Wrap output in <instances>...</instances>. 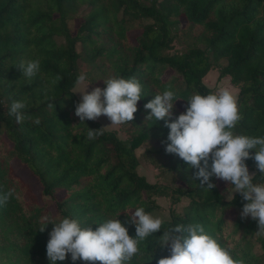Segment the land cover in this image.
Returning <instances> with one entry per match:
<instances>
[{
    "label": "trees",
    "instance_id": "1",
    "mask_svg": "<svg viewBox=\"0 0 264 264\" xmlns=\"http://www.w3.org/2000/svg\"><path fill=\"white\" fill-rule=\"evenodd\" d=\"M148 2L0 0V192L14 190L0 206V264H49L46 242L52 224L38 229L44 214L99 222L129 205H142L158 215L157 198L162 197L171 203L164 227L200 222L207 231L224 234L222 242L235 243L246 264H264V232L256 220L239 215L245 203L241 195L224 199L216 177L210 178L215 185L210 191L197 185L195 169L165 151L164 119L146 124L150 110L143 108L156 92L171 87L179 98L168 119H175L193 92L214 91L203 79L218 69L219 80L229 77L238 88L241 119L234 130L264 135V0ZM135 30L140 33L133 44L129 33ZM176 40L184 49L171 52ZM21 58H38L39 72L25 78L15 66ZM82 71L92 86L103 87L96 79L114 74L136 77L144 85L133 119L119 124L126 139L105 128L87 138L88 127L103 126L96 119L80 121L74 113ZM13 100L26 105L20 123L8 112ZM141 146L144 160L160 170V178L171 173L175 185L152 183L139 174L136 150ZM15 160L38 179L43 203L14 170ZM246 164L254 180L264 179L251 157ZM118 218L125 220L123 211ZM128 229L134 235V226ZM156 239L153 235L141 244L149 256ZM167 254L157 245L148 264ZM57 264L73 262L66 258ZM74 264L101 262L78 259ZM129 264H137L136 258Z\"/></svg>",
    "mask_w": 264,
    "mask_h": 264
},
{
    "label": "clouds",
    "instance_id": "2",
    "mask_svg": "<svg viewBox=\"0 0 264 264\" xmlns=\"http://www.w3.org/2000/svg\"><path fill=\"white\" fill-rule=\"evenodd\" d=\"M25 78L35 76L40 70L39 59L21 58L15 65ZM104 86L86 90L89 79L86 72L77 76L83 82L80 99L75 103L74 113L80 121L94 120L105 115L109 125L128 123L137 111V101L145 94L144 85L136 77L125 78L119 74L101 79ZM179 98L177 92L166 87L144 103L148 109L145 123L164 119L168 128L161 143L167 153L176 154L195 169L192 173L198 179L197 185L210 191L215 185L210 179L216 177L228 182L223 198L231 201L238 192L245 203L239 215L251 217L258 224V231L264 232V179L254 180L246 159L251 157L259 175L264 177V135H251L236 132L234 129L241 119L238 98L229 87H219L206 94L193 92L187 98L184 111L172 116L174 103ZM26 105L23 100H13L8 112L14 115L17 123L24 118ZM147 124V123H146ZM100 128H89L87 138L101 134ZM254 149V152H250ZM229 185L231 189L229 190ZM14 190L0 192V206H3ZM19 196L18 193H16ZM125 220L119 219L121 212ZM43 231L49 223L52 227L46 242V257L49 264L57 261H100L101 264H129L135 257L137 264H148L153 259V249L158 245L167 255L156 259V264H246L244 258L235 252V243H224L221 232H209L200 222L167 223L166 217L146 211L142 205H129L97 222L85 223L80 218L64 215L59 219L44 214L40 217ZM95 224L93 228L91 225ZM134 226V235L129 234L128 225ZM161 230L160 235L155 233ZM156 236L151 255L141 247L143 241Z\"/></svg>",
    "mask_w": 264,
    "mask_h": 264
},
{
    "label": "rangeland",
    "instance_id": "3",
    "mask_svg": "<svg viewBox=\"0 0 264 264\" xmlns=\"http://www.w3.org/2000/svg\"><path fill=\"white\" fill-rule=\"evenodd\" d=\"M141 1H143L144 3H149L148 0H141ZM183 25H184V22H181L180 26L182 27ZM139 33H140L139 30L131 31L129 33V36H130L133 44H136L135 37L137 35H139ZM78 49H80L79 45H78ZM183 49H184V46H183L182 42L180 40L179 41L176 40L173 43V47L171 49V52L182 51ZM84 70H85V67H83V71ZM218 75H219L218 69H212L205 76L203 81L208 87L213 88L214 91L219 87H229L230 89L235 91L236 94H238V88L231 83V80L229 77H224L221 80H219ZM99 84H101V83H99ZM83 87H84L83 82L78 83L76 85L74 91L83 90ZM92 87H95V86H92L89 84L87 86L86 90H91ZM75 94L79 100L80 99V93L75 92ZM176 104L178 106H181V107L184 106V103L182 101H178ZM96 120H98L106 130L117 131L120 138L126 139L128 137L126 130L124 128H122L120 125H109L110 121L108 120V118L105 115L102 114L101 116L96 118ZM143 151H144L143 146H141L140 148H138L136 150V154L140 159V165L138 167L139 174L145 176L146 179L152 183L157 182V181H161V182H165L169 185H175V181H174L173 175L171 173H168L165 177L160 178V175H159L160 170L156 169L154 166L148 164L144 160V158L142 156ZM13 168L16 171V173L20 177H22L26 183L29 184V186L32 188V190L38 196L39 200L43 203L45 201V199L41 196L42 186L40 185L38 179L35 178L34 176H32V174L17 160L13 161ZM250 173H253V172H250ZM218 185H219L220 190L225 193V190L228 187V182L221 179L219 181ZM230 189L231 188L229 187V190ZM237 193L238 192L234 193L233 195H235ZM157 202L161 206V210H160V212H158V215H162V216H165L167 218L169 216V211H170V207H171V203H170L169 199L165 198V197L157 198ZM184 205H186V202L178 204L177 208L179 210H181ZM228 214L230 217L234 216L233 211H229ZM256 251L261 252L259 247H256Z\"/></svg>",
    "mask_w": 264,
    "mask_h": 264
}]
</instances>
